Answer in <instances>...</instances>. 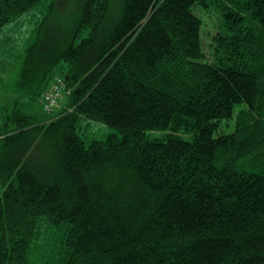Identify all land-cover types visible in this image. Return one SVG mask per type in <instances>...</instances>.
Segmentation results:
<instances>
[{"label":"trees","instance_id":"obj_1","mask_svg":"<svg viewBox=\"0 0 264 264\" xmlns=\"http://www.w3.org/2000/svg\"><path fill=\"white\" fill-rule=\"evenodd\" d=\"M42 1L0 0V31ZM58 1L0 106V264L44 224L40 264H264V0Z\"/></svg>","mask_w":264,"mask_h":264},{"label":"rangeland","instance_id":"obj_2","mask_svg":"<svg viewBox=\"0 0 264 264\" xmlns=\"http://www.w3.org/2000/svg\"><path fill=\"white\" fill-rule=\"evenodd\" d=\"M52 1L43 0L38 8L17 18L0 31V106L13 101L17 97L14 84L18 79L26 50L35 41L38 27L46 16ZM79 1L59 0L57 5L60 13L63 15L74 13ZM206 22L204 41L208 43L211 40V19L206 18ZM68 100V97L60 99V106L67 105ZM41 105V110L45 111L43 101ZM55 110L50 113L45 112L54 114L58 111L55 112ZM78 133L89 145L93 141L105 140L110 134L119 132L102 123L83 121L79 124ZM61 232L49 228L46 224L41 227L42 239L39 242L41 245L35 258L36 264L44 262L46 255H52L53 249H56L59 245Z\"/></svg>","mask_w":264,"mask_h":264},{"label":"built area","instance_id":"obj_3","mask_svg":"<svg viewBox=\"0 0 264 264\" xmlns=\"http://www.w3.org/2000/svg\"><path fill=\"white\" fill-rule=\"evenodd\" d=\"M64 92L63 81L61 79L55 80L50 91L43 99V107L46 112H52L58 107L59 100L62 98Z\"/></svg>","mask_w":264,"mask_h":264}]
</instances>
